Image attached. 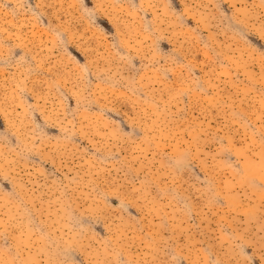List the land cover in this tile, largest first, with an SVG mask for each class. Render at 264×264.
<instances>
[{"label": "rangeland", "instance_id": "374dc122", "mask_svg": "<svg viewBox=\"0 0 264 264\" xmlns=\"http://www.w3.org/2000/svg\"><path fill=\"white\" fill-rule=\"evenodd\" d=\"M0 264H264V0H0Z\"/></svg>", "mask_w": 264, "mask_h": 264}]
</instances>
